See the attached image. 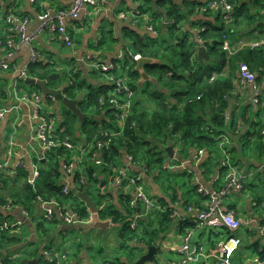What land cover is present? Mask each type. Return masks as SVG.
Listing matches in <instances>:
<instances>
[{"label":"crops","instance_id":"obj_1","mask_svg":"<svg viewBox=\"0 0 264 264\" xmlns=\"http://www.w3.org/2000/svg\"><path fill=\"white\" fill-rule=\"evenodd\" d=\"M140 1L106 0L100 13L89 18L82 17L83 25L78 29L74 28L76 25L74 22L68 20L67 26L74 40L73 47L67 46L57 32L45 30L36 37L31 45H23L18 42L10 50L6 46L7 40L11 37L5 21L8 13L13 12L18 16L27 18L30 23V34H37L41 26L40 17L47 12L55 13L69 8L71 0H37L35 3L32 0H0V66L2 64L9 65L8 69L0 67V114L3 115L0 118V161L7 158L8 142L15 136L12 166L2 173V179H16V181H23L29 185L33 181L36 184L40 170L48 162L50 154V150L46 149L37 137L38 121L35 118V109L30 102L24 100V98L29 97L20 98L21 95H17L15 91L19 90L22 91L21 94H24L23 87L19 85L27 84L25 80L18 81L19 71L23 69L30 71L33 65V50L39 54L38 62H42L34 69L35 73L42 75L46 72L50 73L48 77H55L50 82V88L54 90L63 89L64 96L69 98L66 89L73 82L67 81L65 84H57V80L62 76L60 72L63 70V64L68 63L70 67H74V76L76 74L79 76L77 83L82 82L83 85V81H85V87L78 94L80 97L87 94L92 88L110 86L107 76L96 75L93 66L98 64L121 66L118 61H120V55L127 50L124 49L128 42L127 35L131 31L142 39L146 36H152L148 25L152 18L157 17L155 12H160L162 15L161 19L154 25L161 26L163 33L166 34L168 31L167 23L170 22L168 13H172L169 10H178L187 18L186 22L182 24L183 31L192 33L196 42L202 44L198 34L204 28L199 29V25L193 24V20H198L201 23L204 16L197 12L191 14L189 5H187L189 0H169L163 8L157 7L156 1L159 0H151L153 1L151 6L153 11L148 12L142 11L140 5L143 6L145 2L143 0L140 4ZM198 11L202 14L201 7ZM122 14H126L127 18H123ZM141 18L144 19L140 20ZM205 19L214 22L212 17ZM243 31L245 39L249 37V40L240 42L239 49L243 47L253 48L254 43L264 41V36L255 40L256 34H247V31ZM17 41L18 39H16ZM9 53L13 54L10 58L7 57ZM144 72L146 73V71ZM146 75L148 76L147 73ZM140 76L138 82H135L139 87V93L133 94V107L138 103L135 107H139L142 111L155 112L162 102L166 104L175 103L173 94L166 92L161 85H157L158 83H155L152 77L148 76L150 80H144L141 74ZM73 78L72 80H74ZM234 81L235 89L228 97L226 115L230 117L228 122H235L238 134L242 137L246 133L253 132L255 123L252 122L260 121L261 116L258 117V113L261 107L253 103L255 94L251 88L242 85L239 77L238 79L235 77ZM148 83L152 84L149 85ZM127 84L129 85V82ZM112 88L106 87L109 96H112ZM260 90L263 94L264 82L260 85ZM41 96L46 103L42 93ZM134 98H138L139 101H135ZM72 100L78 101L79 109L86 116L82 120L60 102L53 100L50 106L46 104L56 114L55 120L58 124L62 122L63 111L71 112L77 118L71 135L76 141V143L74 142L75 145L86 146L89 143L85 137H82L83 123L91 115L100 117L102 122L99 123L109 122L110 113L107 111L100 115H96L95 111H91L90 114L86 113L80 106L81 98ZM111 116L118 122L114 113ZM246 120L249 121L246 122ZM16 121L18 122L17 126H15ZM241 137H237L236 142H233L234 139L227 138V142L230 149H233L231 157L238 161L234 167L236 172L246 174L248 178L242 192L233 191L226 197L224 208L234 212L237 219L243 221L251 219L250 226L243 224L238 228L224 227L216 230L210 227L202 228L196 222L198 212L206 209L208 203L207 197L199 192V188L203 187L208 191L218 192L233 180V171L226 167L225 161L224 164H221L223 159L217 155H221V151L216 155H211L209 151L205 150L200 152L190 145L183 146L181 138H175L168 146L164 147L162 142L156 139L151 141V145H154L159 152H163V161H166L163 170H154L155 165L149 169L147 163L140 161L129 164L128 155L125 151L121 152L120 157L119 167H126L131 175L140 177L146 190H148V195L171 208L170 219L172 223L160 234L157 240H154L153 245L149 246L143 243L132 246L135 249L132 253L135 256V261L131 262L127 255L128 252L119 247L120 226L114 227L110 221H108L111 224L110 227L105 229L93 228V221L88 222L84 219L67 225L64 223L52 224L54 226L53 231L47 237V241L43 240L37 226L48 205L42 203L34 204L35 209L32 212L28 211L29 216L23 213L21 207L1 209L2 221L7 222L10 226H17L20 223V229L17 227L12 229V235L21 237L22 242L19 245L6 247L7 249L3 253L4 257L0 258L3 262L9 259H20L23 262L24 260H39L46 249H51L67 256L61 264H108V260L113 261L116 258L120 259L121 264H132L147 254L149 247H156L158 256L153 264H181L182 238L187 233H192L193 243L209 255L208 258L198 264H219L215 256L222 252L231 238L240 240V244L233 254V264H264V235L259 230V225L264 220V209L258 211V208H255L257 206L255 199L264 197V185H261L264 184V160L261 157V160L257 161L258 154L253 149H247L245 152L242 148L245 144H238ZM248 141L253 143L254 139L251 138ZM226 153V151L222 152L223 155ZM100 156L96 159L97 161L100 160ZM66 158L65 156L60 161L62 171H64L63 166ZM162 171L167 174V177L161 175ZM22 172H27L28 175L24 177ZM170 185H174V190L169 189ZM254 185L258 186L253 187ZM100 189L102 194L108 193L111 196L114 206H117L121 194L134 193L133 188L127 185L125 187L117 186L109 173L103 176ZM263 200L264 198L262 203ZM190 207L192 208L191 211L188 210ZM55 211L59 215L58 208H55ZM113 230L117 233H112ZM75 232L82 234V237H75ZM92 234L98 235L99 238H106L105 240H96L91 237ZM147 238L148 241L149 237L147 236ZM81 244L83 247L79 248ZM129 244L131 246V243ZM252 250H254L253 254L250 253ZM100 259L103 261H99Z\"/></svg>","mask_w":264,"mask_h":264},{"label":"trees","instance_id":"obj_2","mask_svg":"<svg viewBox=\"0 0 264 264\" xmlns=\"http://www.w3.org/2000/svg\"><path fill=\"white\" fill-rule=\"evenodd\" d=\"M167 1L169 0L156 1L157 7L163 8ZM227 1L234 8L231 21H225L220 11H207V13L214 12L213 14L199 13V7H207L200 1L187 2L191 14L197 12L204 16L201 23L198 20H193V24H198L199 29L204 28L198 34L202 44L196 42L194 36L190 39V32L183 31L182 24L186 22L187 18L176 9L169 10L172 13H168L170 22L167 23L168 31L166 34L163 33L161 26L154 25L161 19L162 13L160 12H155L157 17L152 18L148 25V27H153L158 31V37L146 36L142 39L135 32L130 31L126 37L128 42L124 46V49H127L124 52L125 57L118 61L121 64V69L127 70V66L130 67L131 63L134 62L128 56L129 52L158 61L157 64L146 65L145 71L155 83H158L157 85H161L166 92L173 94L175 103L166 104L162 102L155 112L142 111L139 107H135L138 104L136 103L133 107L134 110L126 119L125 129L122 133H120L122 126L120 127L115 118L111 116L115 112L111 104L113 96H109L108 89H106V87L112 88L113 86V90L114 85L109 83L110 86L92 88L87 94H81L80 97L78 94L85 87V81H83V85L82 82L77 83L79 76L76 74L73 84L66 89L67 96L70 99L81 98L80 106L84 112L90 114L91 111H95L96 115H100L107 111L111 118V121L109 118V122L99 123L91 115L83 123L82 137H85L88 143L93 144L104 140L102 132L109 131L111 132L109 134H119L113 140L110 153L103 152L100 156V164L97 163V160L86 163L83 173L77 172L72 177L69 192L65 194L63 191L66 187V175L62 171L60 161L63 157L72 156L74 153L65 148L50 150L48 162L40 170V176L35 186L23 181H16V179H2V176L0 177V207H21L32 212L35 209V201L38 197H42L46 202L55 203L62 213L71 211L78 218L89 220L91 218L90 211L79 196L80 193L88 191L99 209L100 220L110 221L114 227L120 226L119 247L128 252L127 255L131 262L136 260L135 256L132 255L135 251L133 245L143 243L149 246L153 245L154 240H157L160 234L172 223L170 219L171 208L154 198L153 200L162 205L166 212L155 211L140 219L138 221L140 230L134 231L131 229V224L138 214L143 213L142 205L137 204L132 207L134 195L128 192V194H121L117 206H114L111 196L108 193H101V180L106 173L115 177L114 168L121 163L122 151L133 156L135 163H139V161L147 163L149 169L155 163H162L163 152L157 153L156 148L149 147L151 141L156 139L162 142L165 147L175 138H181L183 146L190 145L200 152L209 151L211 155H216L221 151L222 156L217 154L220 159H223L221 164L226 162V156L229 155L230 164L233 167L237 165L238 161L231 157L233 149H230L228 144H224L221 148L224 137L234 139L233 142H236L237 137H241L235 122H227L225 118L228 109V97L235 89L234 79L235 77L238 79V70L241 64L249 66L250 70L257 76L259 85L264 82V46L239 49L240 42L249 40V37L245 39L243 30L247 31V34H256L255 40L264 36V0ZM144 2L143 6L140 5L142 11H153L151 8L153 1L144 0ZM208 17H212L214 22L205 19ZM220 19L222 22L218 23ZM225 42H229V50H224ZM199 46L206 48L208 61L199 59L197 52ZM40 64L42 62H36L32 65L29 76L45 80L50 73L46 72L42 75L36 74L34 71ZM140 78L141 76L136 71L134 64L128 75L129 86L134 94L139 93V87L135 82H138ZM148 84L151 85L152 83ZM46 103L50 106L53 100L46 98ZM259 105L261 107L258 113V117L261 116L260 121L252 122L255 123L253 132L246 133L238 142L240 145L245 144L244 147L246 146V148L241 146L245 152L247 149L256 151L258 154L257 161H260L261 157L264 160V93L260 96ZM61 120V124L56 122L58 129L63 130L61 137L69 136L74 140L71 132L74 130L77 118L71 112L63 111ZM248 121L246 120V122ZM251 138L254 139L253 143L248 141ZM74 142L76 143L75 140ZM225 151L227 155L222 154ZM22 175L26 177L28 173L22 172ZM161 175L167 177L163 171ZM256 186L258 185L253 187ZM169 189L174 190V185H170ZM263 198L257 197L255 199L257 205L255 208H258V211L264 209ZM44 221L51 224H60L64 221L59 219L57 214L51 221L44 218L40 220L37 230L43 240L47 241L51 231L45 228ZM260 225L264 227V220ZM12 232L13 230L10 229L3 233L0 242V257H4L3 253L7 249L6 247L19 245L22 242V238L13 236ZM147 236L149 237L148 241L146 240L148 239ZM81 247L83 244L79 248ZM48 248L50 247L48 246ZM46 252L53 256L58 255L59 258L50 260L45 255ZM63 256L66 255L46 249L44 255L39 258L40 264H61L60 259ZM22 262L20 259H9L2 264H22ZM107 263L121 264L118 258L113 261L108 260Z\"/></svg>","mask_w":264,"mask_h":264},{"label":"built area","instance_id":"obj_3","mask_svg":"<svg viewBox=\"0 0 264 264\" xmlns=\"http://www.w3.org/2000/svg\"><path fill=\"white\" fill-rule=\"evenodd\" d=\"M190 2H195L197 0H189ZM33 3L37 2V0H32ZM106 0H71V5L69 8L65 10H60L55 13L47 12L44 13L41 17V26L38 30L37 34H30L29 32V20L27 18H23L18 16L15 13H8L6 16V24L11 35L10 39L7 40L6 46L8 49H13L18 42L23 45H31L38 35H41L45 30H51L53 32H57L61 37L62 41L69 47H73L74 40L73 35L68 29L67 21L71 20L76 25L75 29L82 27L83 21L82 17L86 18L92 17L101 12L104 8ZM202 4L207 5L201 8L202 13L207 12L208 10L218 12L220 11L223 19L225 21H231L233 5H231L227 0H200ZM123 18H127L126 14H122ZM153 37H158V31L153 27H148ZM16 39L18 41L16 42ZM259 46H264V41L259 43H254L252 45L253 48H257ZM224 50H229V42H225ZM13 54L9 53L8 58H10ZM128 56L133 59L135 62L140 60L142 56L140 54H133L132 52L128 53ZM39 54L36 50L32 51V63L35 64L38 62ZM125 57L124 54L120 55V60H123ZM3 69H8V64H2L0 66ZM94 68L105 74L107 76V80L114 85V89L112 90L113 99L111 104L114 108L116 107L114 115L118 120V123L121 127L120 133L125 129V123L128 116L131 114L133 110L132 106V98L133 91L131 87L127 84L129 82L128 77L123 78L125 75H118V71L121 69L120 65H110L105 66L103 64L95 65ZM238 77L242 85L248 86L252 89L255 96L253 99V103L255 105L260 104V96L262 95L260 90V85L257 82V76L254 72H252L247 64H241L238 70ZM29 78V70L23 69L19 71L18 81L26 80ZM120 97V98H118ZM25 101L30 102L35 109V118L38 121L37 126V137L42 142L44 147L48 150H54L57 148H65L68 151L74 152V155L71 157H67L64 166L63 172L66 175L65 179V189L64 193L68 194L70 181L72 177L77 174V172L83 173V170L86 167V157L89 158V162L95 161L99 155L104 153H110L111 147L113 144L114 138L118 137L119 134L107 132H102L104 135V140L97 141L96 143H89L86 146L79 147L77 144L75 145L74 141L66 136L64 138L61 137V133L63 130H59L56 126L55 118L48 117L44 114V108L48 107L47 104L42 100L41 96H36L34 100L31 98H24ZM119 111V112H117ZM3 115L0 114V118ZM230 117L226 115V121L228 122ZM18 125L16 121L15 126ZM264 135V131H263ZM224 144H228L227 138L224 137ZM221 147V148H222ZM15 150V136H13L8 142V150H7V158L0 161V176L2 173L7 171L12 166V160L14 156ZM227 155V153H226ZM74 156V157H73ZM226 167L233 171V180L229 183L224 189L218 192H211L203 187L199 188V192L207 197L208 203L207 208L198 212L196 222L202 228H213L219 230L224 227L228 228H238L243 224L250 226L252 220L249 219L247 221H243L237 219L235 217V213L231 212L224 208V200L231 192H242L247 182L248 176L246 174L237 173L235 168L230 164L229 155L226 156ZM129 164H134L135 160L133 156L128 155ZM98 164L101 163V160L97 161ZM117 167L114 168L116 172L115 177H113L117 186L127 185L128 187L133 188L134 201L132 202V207H135L137 204H141L144 211L142 214H138L135 219L132 221L131 229L134 231L140 230V225L138 221L142 218L147 217L151 213L155 211L166 212V209L162 207L159 203L155 202L152 196L148 195L146 192V187L143 180L138 176H133L129 173L126 167ZM39 173V172H38ZM40 175V173H39ZM84 183V181H82ZM35 183L31 181V186ZM35 203L47 204V208L42 216V218L51 221L56 216L57 212L55 208L58 206L55 203L46 202L42 199V197H38ZM15 207H0L1 209H9ZM263 208H264V200H263ZM23 209V208H22ZM59 210V208H58ZM188 210H192V208H188ZM23 213L26 216H29V212L26 209H23ZM91 214V212H90ZM59 219L61 218L66 224H73L77 221H81V218L73 215L71 211H66L62 213L59 210ZM91 218L88 222L93 221V215H90ZM20 229V223L17 226H10L7 222L1 220L0 217V242L2 241L3 233L10 229L15 228ZM259 230L262 235H264V227L259 225ZM193 235L192 233H187L182 238V246H181V264H198L205 258H208L209 255L205 254L202 249L196 246L193 243ZM240 240L236 238H231L228 244L224 247L221 253L217 254L215 257L218 260L219 264H233L232 258L235 249L239 246ZM50 260H54L55 258H59L58 255L53 256L48 252L45 253ZM66 256H63L60 261L62 262L66 259ZM3 263V260L0 258V264Z\"/></svg>","mask_w":264,"mask_h":264},{"label":"water","instance_id":"obj_4","mask_svg":"<svg viewBox=\"0 0 264 264\" xmlns=\"http://www.w3.org/2000/svg\"><path fill=\"white\" fill-rule=\"evenodd\" d=\"M198 57L200 60H209V57L206 54V48L204 46H199L198 47ZM156 60L150 59V58H141L140 60L137 61L136 65V71L139 72L144 80H150V78L146 75L145 71V66L149 64H154ZM55 77H48L45 80H40L36 78H27L25 80V83L29 86H35L39 89V91L42 93L44 98H49L52 99L56 102H60L65 106L68 110L73 112L76 116H78L81 120L84 116V113L79 109L78 107V101L72 100L70 98H67L64 96V93L62 90H54L50 88V82L52 79ZM95 121L97 122H102V119L100 117H95ZM80 198L81 200L85 203L86 207L88 210L91 212L93 215V228L96 229H105L110 227V222L108 221H101L99 218V209L93 200V198L89 195L88 191H84L80 193ZM157 248L156 247H149L148 248V253L143 255L139 260L132 264H149V263H154L156 260L157 255ZM23 264H40V261L38 259L34 260H24Z\"/></svg>","mask_w":264,"mask_h":264},{"label":"rangeland","instance_id":"obj_5","mask_svg":"<svg viewBox=\"0 0 264 264\" xmlns=\"http://www.w3.org/2000/svg\"><path fill=\"white\" fill-rule=\"evenodd\" d=\"M143 2V0H141L140 1V4ZM205 14L207 13V12H204ZM214 12H212V13H207V14H213ZM203 14V13H202ZM150 15H152V14H150ZM144 18H141L140 20H143ZM219 22H222V20L220 19V20H218V23ZM140 23H142V22H140ZM154 38V37H153ZM190 39H192L193 38V34L191 33L190 34V37H189ZM156 49V48H155ZM168 56H171V55H169L168 54ZM133 60V59H132ZM134 61V60H133ZM158 63V61H156L154 64H157ZM137 65V62H132L131 63V66L129 67V66H127V70H122V69H120L119 71H118V75H125L123 78H127L128 77V75H129V73L132 71V67H133V65ZM62 71L60 72L61 73V77H60V79L59 80H57V84L59 85H61V83H63V84H65V83H67V81H69V82H73V80H72V77H74V72H75V70H74V67H70V65L68 64V63H64L63 64V66H62ZM93 70H94V72H95V74L97 75V74H99V75H101V76H103V77H105V74H103V73H101V72H99V71H97L95 68H94V66H93ZM230 71H232L231 69H230ZM94 77H96L95 75H93ZM74 79V78H73ZM109 82V81H108ZM110 83V82H109ZM110 84H112V83H110ZM113 85V84H112ZM20 87L22 86L23 88H22V90L24 91V94L22 93L21 94V92L22 91H19V90H15L16 91V93H17V95H21L20 96V98H24V97H29V98H31L32 100H34L35 99V97L36 96H41V92L39 91V89L37 88V87H35V86H27V85H22V84H20L19 85ZM15 88H17V87H15ZM42 97V96H41ZM118 98H120V97H118ZM134 100L135 101H139L138 100V98L137 99H135L134 98ZM132 101H133V98H132ZM116 109V107L114 106V108H113V110H115ZM44 114L46 115V116H48V117H52V118H55L56 117V114L52 111V109H51V107H46V108H44ZM149 147L150 148H155V146L154 145H149ZM156 152L158 153L159 151L156 149ZM74 153V152H73ZM74 155V154H73ZM157 157H159V154H157ZM85 161H86V163H89V158L88 157H86V159H85ZM166 163V161L164 160L162 163H155L154 165V167H155V169L154 170H156V169H162L163 168V165ZM146 192H147V194H148V190H146ZM44 226H45V228L46 229H48V230H50V231H53V228H54V226H52V224L51 223H48V222H45L44 221ZM117 231V230H116ZM70 233V232H69ZM112 233H117V232H115L114 230L112 231ZM72 235V234H71ZM74 236L76 237V236H79V237H82V234H80V233H77V232H75V234H74ZM106 236V235H105ZM72 237H73V235H72ZM92 238H95L96 240H98V239H102V240H105V238L106 237H104V238H99V236L98 235H96V234H92V236H91ZM74 238V237H73ZM253 251L254 250H252L250 253H252L253 254ZM111 260V259H110ZM99 261H103V259H100Z\"/></svg>","mask_w":264,"mask_h":264},{"label":"bare ground","instance_id":"obj_6","mask_svg":"<svg viewBox=\"0 0 264 264\" xmlns=\"http://www.w3.org/2000/svg\"><path fill=\"white\" fill-rule=\"evenodd\" d=\"M63 90V89H62ZM105 188V187H104ZM101 190V189H100ZM80 223V222H79ZM23 229V228H22Z\"/></svg>","mask_w":264,"mask_h":264}]
</instances>
